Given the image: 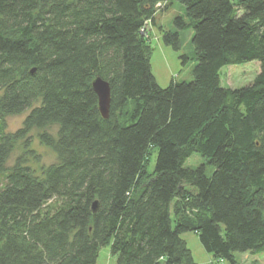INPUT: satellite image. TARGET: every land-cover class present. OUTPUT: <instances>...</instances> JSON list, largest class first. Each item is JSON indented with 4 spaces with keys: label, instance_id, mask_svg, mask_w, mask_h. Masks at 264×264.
I'll use <instances>...</instances> for the list:
<instances>
[{
    "label": "trees",
    "instance_id": "16d2710c",
    "mask_svg": "<svg viewBox=\"0 0 264 264\" xmlns=\"http://www.w3.org/2000/svg\"><path fill=\"white\" fill-rule=\"evenodd\" d=\"M174 2L162 41L179 51L192 29L195 64L161 87L144 34ZM251 61L252 82L221 85L222 67ZM32 128L56 153L41 175L6 166ZM193 154L206 164L185 165ZM188 231L229 264L264 252V0H0V264H96L108 242L115 264H197Z\"/></svg>",
    "mask_w": 264,
    "mask_h": 264
},
{
    "label": "rangeland",
    "instance_id": "374dc122",
    "mask_svg": "<svg viewBox=\"0 0 264 264\" xmlns=\"http://www.w3.org/2000/svg\"><path fill=\"white\" fill-rule=\"evenodd\" d=\"M181 12H183V6L177 2L161 9L157 16L158 25L154 27L147 25L144 34L152 47L150 55L151 71L157 84L161 87L168 86L171 80L182 82L192 79V69L195 64L194 49L191 43L192 29L180 31L181 46L179 51H175L163 43L162 33L159 30L160 28L165 31L174 30L173 18ZM180 55L187 57L184 63ZM257 71L258 64L255 61L224 66L220 70L221 85L229 87L247 85L252 82ZM25 114L26 111L5 116V134L12 136L22 126ZM48 130L53 132L54 128L50 127ZM42 131L44 130L32 128L27 135L29 140H26L27 136L11 138L12 148L6 166L10 167L18 160L19 163L28 166L36 175H41L42 169L56 158L55 151L40 141L39 134ZM155 158L156 153L153 150L149 151L139 178L151 175L155 166ZM200 164H206V160L197 154H193L185 162V165L191 167L199 166ZM181 237L185 240L195 263L216 264L217 262L219 264H229L206 252L195 232L182 233ZM109 244L108 242L107 245L100 248L96 264H115L116 256L111 253ZM234 259L235 264H264V252L256 254L235 252Z\"/></svg>",
    "mask_w": 264,
    "mask_h": 264
},
{
    "label": "water",
    "instance_id": "95a60500",
    "mask_svg": "<svg viewBox=\"0 0 264 264\" xmlns=\"http://www.w3.org/2000/svg\"><path fill=\"white\" fill-rule=\"evenodd\" d=\"M92 88L98 97V108L103 118H108L109 105H110V90L108 83L100 78L96 77L92 81ZM97 208V202L94 201L92 210L95 211Z\"/></svg>",
    "mask_w": 264,
    "mask_h": 264
}]
</instances>
